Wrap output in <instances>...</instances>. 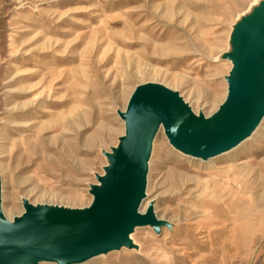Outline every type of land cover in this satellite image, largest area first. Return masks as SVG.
Returning <instances> with one entry per match:
<instances>
[{"label": "rangeland", "instance_id": "1", "mask_svg": "<svg viewBox=\"0 0 264 264\" xmlns=\"http://www.w3.org/2000/svg\"><path fill=\"white\" fill-rule=\"evenodd\" d=\"M255 1L0 0L3 217L88 208L143 86L173 92L195 118L214 116L237 33L264 13ZM254 130L231 158L209 161L174 147L159 122L144 185L160 224L139 226L140 253L121 246L70 264H264V115ZM232 164L237 175H210ZM233 178L245 185L224 180ZM213 183L221 207L204 212L199 195Z\"/></svg>", "mask_w": 264, "mask_h": 264}, {"label": "water", "instance_id": "2", "mask_svg": "<svg viewBox=\"0 0 264 264\" xmlns=\"http://www.w3.org/2000/svg\"><path fill=\"white\" fill-rule=\"evenodd\" d=\"M229 95L209 119L195 118L173 92L156 85L139 88L126 111L123 150L111 164L82 210L28 208L14 223L0 210V264H36L41 259L79 258L129 246L135 225L159 224L151 212L138 215L143 197L145 160L161 121L169 142L179 150L207 158L245 137L264 112V13L237 33Z\"/></svg>", "mask_w": 264, "mask_h": 264}, {"label": "bare ground", "instance_id": "3", "mask_svg": "<svg viewBox=\"0 0 264 264\" xmlns=\"http://www.w3.org/2000/svg\"><path fill=\"white\" fill-rule=\"evenodd\" d=\"M259 1H263V0H256L255 2L256 3H258ZM260 3V2H259ZM257 15V14H256ZM255 15V16H256ZM258 17V16H257ZM241 28V27H240ZM238 38V37H237ZM236 40V39H235ZM231 51V50H230ZM235 51V50H234ZM219 53V52H218ZM232 54V53H231ZM230 58V63L231 64H233L234 63V58H235V56L234 57H229ZM228 95H229V83H228ZM228 95H227V97H226V101H227V98H228ZM177 98L178 99H180L178 96H177ZM182 99V98H181ZM180 102H182L183 103V101L182 100H179ZM225 101V100H224ZM225 101V102H226ZM224 102V103H225ZM263 115H264V112H262L261 114H260V116H259V119L257 120V122L255 123V125H254V127H252V129L250 130V132H252V131H255L254 129H255V127L258 125V123L261 121V119L263 118ZM197 117V116H196ZM207 118H205L204 120H206ZM208 119H209V117H208ZM160 123L162 124V122L160 121ZM123 125H125V121L123 122ZM249 132V133H250ZM124 135V131H123V133L121 134V136H123ZM242 138L241 139H238L237 141H235L234 143H233V145H231V146H229V147H227L226 149H223L222 151H220V152H218V153H216V154H214V156L213 155H211L212 157H210V156H208V157H210L208 160L210 161V160H212L213 158H217V156H228L227 158H231L232 157V155H230V154H232L231 152H232V150L234 149V148H236L241 142H242ZM121 143V142H120ZM121 145V144H120ZM120 150H123V145H122V147H121V149ZM114 151H118V150H114ZM180 152V151H179ZM181 153V152H180ZM112 154V153H111ZM111 154L109 155V157L111 156ZM149 154H150V151H149ZM151 155V154H150ZM189 156H191V155H189ZM191 158V157H190ZM205 160V159H204ZM208 161V162H209ZM231 161V160H230ZM114 162H116V160L114 159V161H113V163ZM149 162H150V157H149V155H148V157H147V159L145 160V168H146V170L148 169V166H149ZM112 163V164H113ZM243 163H245V160H239L238 161V163L237 164H243ZM211 165H213V164H211ZM239 169H241V167H235V166H233V164H232V166L231 165H227L225 168H223V169H219V170H215L214 172H212V174H210V175H215L216 176V174L217 173H219V172H223V173H232L233 175L234 174H236V173H238V171H239ZM210 172V171H209ZM231 175V174H230ZM237 175V174H236ZM196 177V176H195ZM194 177V178H195ZM217 177V176H216ZM197 179H199V178H197ZM214 179V178H213ZM200 180V179H199ZM198 180V181H199ZM225 181H226V183L227 184H230V183H232L233 184V186L235 185L236 187H238V186H240L241 184H244L242 181H237V180H234V178H233V180H226V179H224ZM221 185V183H218V185ZM212 185H214V186H212ZM211 186H212V188L211 187H209V188H207V189H211L210 191L208 190V192H206V194L205 195H199L200 196V198H201V203H202V206H203V211L204 212H208V210H210V209H213V208H218V207H221L219 204L220 203H218V202H220L221 201V199L220 198H218L216 195V193H217V191H216V193H214L215 192V190H216V188H214L216 185L213 183ZM219 185V186H220ZM224 185H225V183H224ZM245 185V184H244ZM201 186H203L204 187V185H201ZM207 186H208V184H207ZM207 186H205V188L207 187ZM223 186V185H222ZM224 187V186H223ZM225 187H226V185H225ZM224 187V188H225ZM204 188V189H205ZM241 188H243L244 189V187H241ZM215 189V190H214ZM223 189V188H222ZM226 189V188H225ZM238 189V188H237ZM242 189V190H243ZM214 190V191H213ZM240 190V189H239ZM236 193V192H235ZM214 194H216V195H214ZM148 195H149V191L145 188V185H144V189H143V197H142V199H141V201H140V203H139V205H138V207H137V214L138 215H141V216H143V215H146L149 211L151 212V215H152V217H153V219L158 223V224H160V222H158V219L156 218V216H155V212H153V208H152V206H151V200L150 199H147L146 200V197H148ZM198 196V197H199ZM238 199V198H237ZM200 200V199H199ZM231 200H232V198H231ZM231 200L229 201V203L231 202ZM224 200H222V202H223ZM235 202H237V203H235V206L237 205H240V203H239V201L238 200H236ZM234 204V203H233ZM231 205V204H230ZM141 207V208H140ZM196 207V206H195ZM219 210H221V208L219 209ZM233 211V210H232ZM200 213V212H199ZM210 215V214H209ZM221 215V214H220ZM6 216L9 218L10 216L9 215H7L6 214ZM245 216V215H244ZM249 221V220H248ZM252 222V221H251ZM140 225H135V226H133V228H132V231L130 232V234H129V236H128V241H129V246H132V248H131V250L133 251V252H136V253H140V251H141V248H140V246L137 244V239H136V233L138 232V229L140 228L139 227ZM222 227H223V224H222ZM227 227V226H226ZM242 227H243V230H244V233L245 232H247L248 233V230L247 231H245V222H244V224L242 225ZM149 241V240H148ZM116 250H118V248H115V249H111V250H106V251H99V252H95V253H92V254H89V255H85V256H83V257H81V258H79V259H82V258H88V257H93V256H103V255H105V254H109V253H111V252H114V251H116ZM50 259H56L57 260V262H59L60 263V261H59V259L58 258H50ZM76 260L74 257H68L67 259H66V262L65 263H61V264H70V262H71V260ZM43 260H48V259H41V260H39V261H43ZM38 261V262H39ZM25 264H33V263H30V262H28V263H25ZM37 264V263H36Z\"/></svg>", "mask_w": 264, "mask_h": 264}]
</instances>
